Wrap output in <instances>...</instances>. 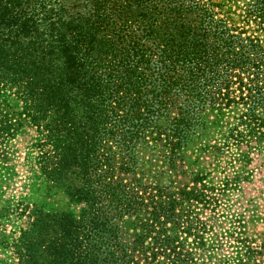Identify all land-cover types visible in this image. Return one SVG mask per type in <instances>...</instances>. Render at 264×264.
I'll return each instance as SVG.
<instances>
[{
    "label": "trees",
    "instance_id": "trees-1",
    "mask_svg": "<svg viewBox=\"0 0 264 264\" xmlns=\"http://www.w3.org/2000/svg\"><path fill=\"white\" fill-rule=\"evenodd\" d=\"M223 125L264 128V0H0V187L30 129L45 194L75 208L0 209V264H199L204 194L172 179ZM234 240L223 264H261Z\"/></svg>",
    "mask_w": 264,
    "mask_h": 264
},
{
    "label": "rangeland",
    "instance_id": "rangeland-1",
    "mask_svg": "<svg viewBox=\"0 0 264 264\" xmlns=\"http://www.w3.org/2000/svg\"><path fill=\"white\" fill-rule=\"evenodd\" d=\"M238 117V110H234L223 120L232 123ZM207 132L189 145L187 154L191 156L180 164L172 179L173 188L180 189L194 186L193 179L198 178L196 186L204 194L197 216L205 226L203 236L209 247L198 251V262L223 264L233 252L235 237L245 235L261 245L260 263L264 264V128L242 139L237 130L227 131L225 125ZM34 135L33 130L26 129L4 144L8 159L0 187V209L23 200L43 204L52 212H75L60 192L45 194L34 164ZM158 168L154 166L152 170ZM159 182L169 185L170 179L163 175ZM16 217L11 213V227L24 226L25 220H15ZM9 224L6 233L11 229ZM7 257L8 251L0 246V260Z\"/></svg>",
    "mask_w": 264,
    "mask_h": 264
}]
</instances>
